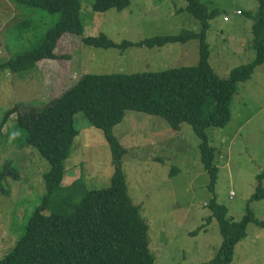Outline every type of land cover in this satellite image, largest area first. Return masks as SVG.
Listing matches in <instances>:
<instances>
[{"label": "rangeland", "instance_id": "374dc122", "mask_svg": "<svg viewBox=\"0 0 264 264\" xmlns=\"http://www.w3.org/2000/svg\"><path fill=\"white\" fill-rule=\"evenodd\" d=\"M94 0H82L84 37L106 35L113 43L138 44L157 37L199 34L202 23L186 12L183 0H131L123 12L97 13ZM217 16L209 21L207 43L210 64L223 78L233 68L254 59L251 46L257 0H201ZM243 15H242V14ZM58 16L19 5L17 0H0V63L31 50ZM31 22V23H30ZM32 26L27 30L24 24ZM23 28V29H22ZM57 59L42 60L27 76L0 71V120L16 106L30 108L49 103L86 74H137L158 72L179 66H194L199 44L168 45L162 49L94 48L81 38L65 35L58 43ZM17 114L3 129L11 128ZM80 134L66 161L64 185L83 177L89 190L103 189L114 173L110 147L101 130L81 115L76 117ZM114 135L126 149L123 170L128 195L149 226V249L155 264H209L222 244L221 228L207 207L216 199L228 210L227 220L240 222L256 192L258 176L264 173V65L251 78L237 85L231 102V120L225 128H209V144L215 150L217 180L209 190L211 176L204 169L200 139L193 128L182 124L171 130L159 116L128 111ZM0 143V170L4 160L19 167L22 179L3 184L10 195L0 194V260L16 246L26 232L29 217L45 193L42 178L49 164L33 148ZM46 171V172H47ZM264 189V179L262 181ZM254 222L247 236L236 245L232 264H264V200L249 205ZM205 226L196 236L189 235Z\"/></svg>", "mask_w": 264, "mask_h": 264}, {"label": "trees", "instance_id": "16d2710c", "mask_svg": "<svg viewBox=\"0 0 264 264\" xmlns=\"http://www.w3.org/2000/svg\"><path fill=\"white\" fill-rule=\"evenodd\" d=\"M183 1L185 8L179 12H186L202 23L199 34L181 32L178 36L118 45L106 35L84 37L82 0H17L19 5L29 9L58 16V21L31 50L0 63V71L27 76L37 69L40 61L58 58L56 49L65 35L81 38L87 46L122 52L131 48L162 49L197 41L199 60L194 66L158 72L86 74L47 104L30 108L16 106L3 114L0 143L33 148L50 167L42 176L45 193L29 217L25 234L0 264H155L142 207L135 206L128 195L122 162L126 149L113 132L128 111L162 117L173 131L179 130L182 124L192 127L200 139L201 162L211 176L209 190L214 192L218 171L214 165L215 150L209 144L206 131L225 128L229 124L237 85L251 78L255 69L264 65V0H257L254 16L245 15L253 21L251 46L254 59L233 68L226 78L211 66L207 43L208 23L216 18L217 12L211 11L201 0ZM130 4L131 0H94L92 8L104 14L111 10L123 12ZM30 26L32 24L26 23L21 27L30 30ZM15 114L14 125L4 133L3 129ZM77 115L101 130L110 147L114 173L109 185L103 189L89 190L83 177L70 185L63 184L65 163L80 134ZM7 178L22 179L20 168L11 159L4 160L0 170V194L4 196L11 194L2 183ZM263 179L264 173L257 178L259 183L250 204L264 200ZM249 205L246 216L235 223L227 220L228 210L216 199L207 206L212 212L207 223L216 220L222 236L219 252L209 264H232L236 245L247 236V228L254 222ZM259 226L264 229V223ZM204 229L202 225L189 235L196 236Z\"/></svg>", "mask_w": 264, "mask_h": 264}]
</instances>
